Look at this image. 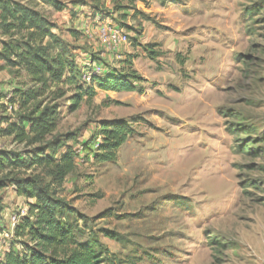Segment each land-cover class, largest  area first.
<instances>
[{
  "label": "rangeland",
  "instance_id": "1",
  "mask_svg": "<svg viewBox=\"0 0 264 264\" xmlns=\"http://www.w3.org/2000/svg\"><path fill=\"white\" fill-rule=\"evenodd\" d=\"M62 1L59 14L32 4L46 12L78 57L87 51L94 62L117 70L129 69L130 59L142 78L135 84L143 89H97L75 110L70 92L57 100L60 121L53 136L65 139L76 164L58 195L73 209L76 238L96 232L121 264H264V190L247 184L264 186V0ZM93 7L128 35L111 57L102 46L93 52L100 26L91 34L77 28L80 23L69 25ZM5 71L1 128L19 117L13 89L25 81ZM110 119H125L135 131L114 161L98 162L96 133L100 121ZM239 124L255 131L237 135ZM247 139L255 141V156L239 147ZM29 149L0 136V152L9 157ZM26 206L7 181L0 189V260L4 249H22L10 229ZM103 230L119 240L105 238Z\"/></svg>",
  "mask_w": 264,
  "mask_h": 264
},
{
  "label": "trees",
  "instance_id": "2",
  "mask_svg": "<svg viewBox=\"0 0 264 264\" xmlns=\"http://www.w3.org/2000/svg\"><path fill=\"white\" fill-rule=\"evenodd\" d=\"M33 1L48 5L54 11L66 7L62 0ZM126 6L118 5V8ZM54 27L46 12L32 4V0H0L1 68H9L15 79L22 74L25 80L21 83L22 89H13L21 113L15 121H6L5 128L0 127V136L31 147L21 157H9L0 152V173L9 168L0 179V189L9 181L28 205L27 214L19 218L13 229V237L20 239L22 249H8L0 264H121L96 232H89L83 241L76 238L69 221L73 209L58 195L65 178L75 169V155L65 139L53 134L60 121L57 100L68 92L71 93L67 99L69 108L75 110L83 101L91 100L97 89L141 93L143 89L135 82L142 78L131 69L130 59H126L129 69L104 68L102 75L84 82L69 44ZM144 50L152 57L157 56L147 46ZM239 128L235 129L240 130L235 131L239 132L237 135L255 131L251 125ZM134 131L133 124L125 119L100 121L96 135L101 141L93 152L95 160L114 161L118 149ZM254 142L247 139L239 147L255 156L258 148L250 147ZM12 170L23 172L12 173ZM27 171L31 173L27 175ZM247 184L264 190V186H258L255 181H247ZM101 232L105 238L119 240L114 231ZM213 242L220 247L225 245L218 240Z\"/></svg>",
  "mask_w": 264,
  "mask_h": 264
},
{
  "label": "built area",
  "instance_id": "3",
  "mask_svg": "<svg viewBox=\"0 0 264 264\" xmlns=\"http://www.w3.org/2000/svg\"><path fill=\"white\" fill-rule=\"evenodd\" d=\"M98 41L100 45L106 48L108 51L115 50L120 45H125L128 43V35L123 30L114 25L105 24L99 27ZM82 77L81 79L89 83L92 76L102 75L104 72V67L100 62H94L91 58L88 65L85 69H81ZM28 212V206L20 207V215L18 218L13 216V223L16 224L19 221V218L23 215H26ZM11 236L12 233H11ZM2 245V239L0 238V246ZM17 250L18 249L17 247ZM1 261V260H0Z\"/></svg>",
  "mask_w": 264,
  "mask_h": 264
},
{
  "label": "crops",
  "instance_id": "4",
  "mask_svg": "<svg viewBox=\"0 0 264 264\" xmlns=\"http://www.w3.org/2000/svg\"><path fill=\"white\" fill-rule=\"evenodd\" d=\"M106 1V0H105ZM105 3H107V2H105ZM86 6V5H85ZM92 6L93 5H89V7L90 8H92ZM106 6V5H105ZM81 7H84V5H81ZM96 9H94V7H93V9H91V12L93 13L94 12V17H96V18H93L92 17V13L90 14V13H87L86 15H84L85 13H82V12H80L78 15H77V17L75 18L74 17V19H72L71 21H69V25H70V23H72L73 24V26H74V24H79L80 23V27H77V28H81V29H83L84 30V32L85 33H91V34H94L95 32H96V30H97V28L99 27V26H102V25H105V24H108V19H102V18H100V16H99V14H98V12L97 11H95ZM66 11V10H65ZM62 12L61 14H60V17L61 18H64V17H67V15L68 14H65L66 12ZM56 14H59L57 11L55 12ZM57 17H59V15L57 16ZM76 26H74L73 28H75ZM80 30V29H79ZM91 30V31H90ZM1 39V38H0ZM93 47V52L95 53L96 51H97V48L99 47V49H100V47H101V45H100V43H99V41L97 42V45H92ZM97 46V47H96ZM120 47L121 46H118L115 50H113V51H108L106 48H104V47H102L103 48V50L108 54V57H111L112 56V53H117V52H119V50H120ZM73 54H74V56H75V58H76V61H77V63H78V65H79V67L81 68V69H85L86 68V66L88 65V63H89V60H90V57H91V54L89 53V52H87V51H81V55H83L82 56V58H80V57H78L77 56V54L76 53H74L73 52ZM117 57H120L119 55L117 56ZM2 60L0 59V79L1 78H5L6 76V71H5V69L6 68H1V65H2ZM10 232L12 233L13 232V227L10 229ZM8 250V248H6V249H4V251L3 252H6ZM4 254V253H3ZM3 254H2V257H3Z\"/></svg>",
  "mask_w": 264,
  "mask_h": 264
}]
</instances>
